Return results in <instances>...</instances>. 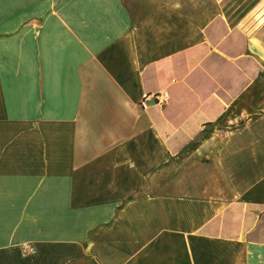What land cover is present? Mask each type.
<instances>
[{"label":"crops","instance_id":"0c3cea01","mask_svg":"<svg viewBox=\"0 0 264 264\" xmlns=\"http://www.w3.org/2000/svg\"><path fill=\"white\" fill-rule=\"evenodd\" d=\"M215 2L0 0V264H264V0Z\"/></svg>","mask_w":264,"mask_h":264},{"label":"rangeland","instance_id":"374dc122","mask_svg":"<svg viewBox=\"0 0 264 264\" xmlns=\"http://www.w3.org/2000/svg\"><path fill=\"white\" fill-rule=\"evenodd\" d=\"M125 3L132 8L133 6L147 5L149 10L155 6H158L164 2L171 1L179 9L187 12H203L208 10H214L217 6L215 0H124ZM253 6V5H252Z\"/></svg>","mask_w":264,"mask_h":264},{"label":"built area","instance_id":"2783aa9c","mask_svg":"<svg viewBox=\"0 0 264 264\" xmlns=\"http://www.w3.org/2000/svg\"><path fill=\"white\" fill-rule=\"evenodd\" d=\"M152 100L155 101V104L158 106H163L167 101V95L166 93H158L156 95L151 96ZM146 101L147 97H144L142 101L140 102V106L143 108H146Z\"/></svg>","mask_w":264,"mask_h":264}]
</instances>
